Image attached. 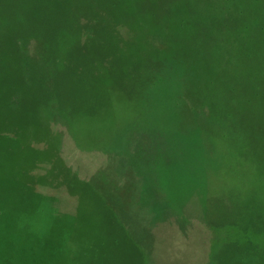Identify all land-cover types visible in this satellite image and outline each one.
I'll return each mask as SVG.
<instances>
[{"label":"rangeland","instance_id":"obj_1","mask_svg":"<svg viewBox=\"0 0 264 264\" xmlns=\"http://www.w3.org/2000/svg\"><path fill=\"white\" fill-rule=\"evenodd\" d=\"M50 1L0 0V264H41L42 257V264H224V232L242 229L246 215H258L243 205V189L235 184L224 183L219 195L209 194L213 182H224L225 175L224 133H219L224 131V62L216 70L214 87L209 82L190 86L191 81L180 86L179 76L172 74L173 81L165 85L175 101L165 92L166 104L157 99L164 86L155 84L160 86L154 90L151 83L150 75H162L161 69L144 64L141 70L147 75L142 81L150 79L147 92L142 85L143 91L137 87L124 96L123 87L119 94L134 98L142 93L136 102L146 105L137 103L139 113L125 128H119L120 106L115 103L101 100L102 107H110L99 110L100 118L94 114L96 106L87 110L93 94L85 91L73 64L81 55L93 61V54L105 53L104 45L115 35L138 39L136 32L152 25L149 9H156L155 27L174 21L168 30L172 35L182 20L186 23L180 30L188 25L198 30L197 36L186 32L192 42L179 37L185 40L178 44L185 45L190 56L209 59L219 44V54L224 55V35H229L224 15L229 25H264V0H161L156 7L147 6V0H124L127 6L120 0L117 6L102 7L83 0L65 7V12H60L61 6H48ZM138 6L146 19L134 12ZM185 8L189 16L184 19L171 13ZM102 18L112 20L103 24ZM106 62L109 69L119 68ZM203 69L212 74L210 68ZM95 71L100 70L88 66L82 79ZM109 76H104V84L111 83ZM102 92L100 87L95 94ZM245 120L246 128L234 125L235 134L243 130L247 137L249 131L264 127L260 116ZM42 127L47 132H41ZM46 137L50 145L44 147L39 141ZM166 170H176L174 177L169 173L173 180L164 175ZM180 171L187 172V180L178 179ZM164 183L178 190L177 211L193 221H181L174 211L165 214L170 206ZM21 186L34 212L52 220L47 230L17 223ZM42 231L51 239L46 248L31 241ZM62 233L69 240L60 239ZM80 237L101 244L108 253L93 242L83 252ZM236 250L241 254L244 248Z\"/></svg>","mask_w":264,"mask_h":264},{"label":"trees","instance_id":"obj_2","mask_svg":"<svg viewBox=\"0 0 264 264\" xmlns=\"http://www.w3.org/2000/svg\"><path fill=\"white\" fill-rule=\"evenodd\" d=\"M94 1L96 3L95 6L101 7L106 4H109V6H117L121 2L120 0ZM122 1V6H127L125 1ZM133 1L138 3L139 0ZM160 1L161 0L153 2V0H147V6H161ZM83 2V0H51L48 6H61L63 8H61L60 12H65V7L67 8V6L70 7L74 4L80 5V3ZM126 2L132 6L130 1ZM84 5L90 4L86 2ZM139 6L134 8V12L137 15H142L144 19H146L144 13L145 10ZM187 10V8L179 10V13L171 10V13L174 16L180 14V19H184L186 14L189 16ZM149 11L150 22L152 25L146 26V30L143 32H136V34H139L138 39H129L125 37L124 34H122V37L120 35H115L112 39V43L109 44L110 47L107 44L104 45L103 49H105V51L107 50L105 53L98 51V48L94 46L93 48L101 53L98 54L97 52V54H93V61L88 60L87 57L85 58L81 55L79 63H77V60V62L73 64V70L80 71L78 72L80 73L81 81H84L82 83H85V91H88L91 96L93 94L91 98H93L94 103H89L90 105L87 110L94 109L96 106L94 114L100 118L101 113L99 110L105 112L108 107H110H102V105H100L101 100L106 99L111 104L115 103L117 106H120L119 113L117 112L120 121H122L119 123V128H125L129 124L128 120H132L131 118L139 113L138 107L140 106L144 108L146 106L145 104L142 106L136 102L142 93H136L137 96L134 98V94L129 98L124 97L128 95H126L125 92H128L129 90L133 91L137 87H139L140 90L142 88L143 91L142 85L144 88L146 87L147 92L150 79H147L145 82L142 81V77L144 78L147 75V72L143 75L144 71L141 70L144 64L155 63L161 69L162 75H156L154 77L152 75L150 76L151 83L154 84L152 86L154 90L160 86L155 84H161L164 86L165 89L158 94L160 95L159 97L157 95V99L162 100L164 104H166L167 98L165 92H168L171 102L175 101L172 97L170 86L165 85L173 81L172 77H170L172 74L179 76L181 80L180 86H185V84L191 81L189 83L190 86H197L200 82L202 84H207L209 82L214 87L215 76L218 74L216 70L220 69V64L224 62V131L219 132L220 135L224 133V182H220V178L219 182H213L214 189L210 193L209 191L205 192L204 188L201 187L200 182L197 181L196 178L195 182L196 186L200 187L203 196L207 195L206 193L219 195L224 183L235 184L238 188L243 189V205L247 209L250 207L258 215L256 216L250 213V216H245L246 218L242 229L238 228L237 230L233 229L224 232V264H264V127L263 129L257 128V130L249 131L247 137L246 134L242 132L243 130L240 135H237L235 134L234 129L237 125H243L246 118L249 120L258 116L264 118V25L258 26L252 23H245V25L234 23L229 25L225 14L224 30L229 32V35H227L228 37L224 35V55L219 54L222 51V45L220 46L219 44L214 47L216 53L213 52L212 56H207L209 59L202 60V57L190 56L191 53L185 49V45L178 44L185 39H187L185 42H192L189 40L190 38L187 36L186 32L191 31L193 35H198L199 32L198 30L195 31L193 25L190 27L188 25V28L186 27V29H183L184 32H182L183 30H180L181 26L183 23H186L182 20L181 25H178V29H176L177 33L172 35L168 30L172 28L171 23L174 21H169L168 24L163 27L162 25L155 27L154 24H156V21L153 22V19H155V15H157L156 9L153 11L149 9ZM171 17L173 16L171 15ZM262 17L264 18L263 13ZM111 20L112 19L102 18L101 23L107 24ZM170 20H174V17ZM102 28L106 29L108 27L105 26ZM181 36L187 37L181 39L179 38ZM111 37H108L107 39ZM191 44L192 46H195L193 43ZM48 50L50 51L49 45ZM186 59H189L190 63L187 61L185 62L184 60ZM87 60L88 62H86ZM107 60H111V62L115 64V67L119 65V68H115L116 71L107 68ZM80 63L83 64L79 68ZM208 65L209 67H207ZM88 66H92L100 71L93 72L94 75L92 76H85L83 80L82 77L84 70ZM205 67L211 69V75L205 73L203 69ZM166 72H169V74H166ZM106 75H110L109 78L111 80L109 81H111V83H103L104 81H107L106 77H104ZM155 77H157V82L153 81ZM96 78L98 79L95 81ZM194 80L197 83H194ZM98 81H100V83ZM100 84L101 86H99ZM100 87L103 88V92L96 95L95 92ZM123 87L125 89L124 92L122 91ZM149 91H151V89L148 90V94H150ZM194 91L195 95H198L195 89ZM122 92L124 96L122 95L119 97V94ZM153 94H156V92ZM130 101L135 102V104L130 105L128 103ZM137 103L139 105L138 107ZM221 107L223 108V106ZM84 116L87 119L89 114H84ZM89 117L93 118L91 116ZM243 126L245 127V125ZM44 128L45 127L40 128V131L45 132L46 130ZM220 140L223 141V138H220ZM39 142L43 144L44 147L47 146V143L50 145L49 137H46L45 142L44 140H40ZM214 143L216 149L219 150L217 143L215 141ZM51 144L55 146V137H53ZM215 160L218 159L215 158ZM175 172L176 170H166L164 171V175L167 176V178L170 177V174L174 177ZM177 177L178 179L185 178L187 180V172L180 171ZM211 178L217 180L216 175L211 174ZM169 179L173 180L171 178ZM242 180H244L245 183H243L244 181ZM162 185L164 186V195L167 198L166 204L170 206L169 212H166L165 214H170L171 211H174L176 212L175 214L181 216L183 219H180L181 221H185L186 223L193 221L192 219H189L188 216L184 217L181 212L177 211V208L181 206L177 202L175 196V193H177L178 190H175L174 186L170 189L172 186H167L166 183ZM256 188L258 189L256 190ZM23 191L24 187L21 186V191H19V194L17 195L18 201L16 203V212L18 213L17 223L21 228L30 229L33 226L36 230H47L52 220H42L41 217L38 216V213L34 212V207L29 206L24 200L26 196L23 195ZM196 209L199 212L201 211V208ZM247 219H249L248 223H246ZM180 220L176 219L175 221L179 224V222H181ZM43 232L45 231L37 233L36 239H31L35 247L37 243H39L40 246L44 245L45 248L46 246H49L50 242L48 241H51V239L45 238V235H42ZM27 237L29 236L27 235ZM63 237L69 240V235H64L63 233L59 235L60 239ZM59 238L57 240H60ZM80 238L82 239L80 240V246H86L84 247L83 252L86 251L88 245L93 242L100 250L108 253L106 249H101V244L89 241L85 237ZM238 246L244 248L243 252L240 250L241 254L236 250ZM43 261V257L40 258L41 264L44 263Z\"/></svg>","mask_w":264,"mask_h":264}]
</instances>
